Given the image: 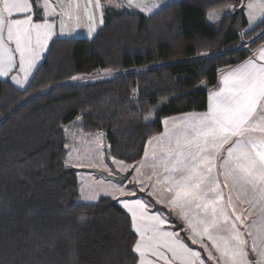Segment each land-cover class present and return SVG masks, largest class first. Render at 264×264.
<instances>
[{
    "label": "trees",
    "instance_id": "obj_1",
    "mask_svg": "<svg viewBox=\"0 0 264 264\" xmlns=\"http://www.w3.org/2000/svg\"><path fill=\"white\" fill-rule=\"evenodd\" d=\"M243 2L108 9L91 37L53 39L24 88L0 79V264H137L129 214L112 198L80 201L64 127L79 119L110 158L135 165L165 119L204 112L219 73L264 42V18L244 32Z\"/></svg>",
    "mask_w": 264,
    "mask_h": 264
},
{
    "label": "crops",
    "instance_id": "obj_2",
    "mask_svg": "<svg viewBox=\"0 0 264 264\" xmlns=\"http://www.w3.org/2000/svg\"><path fill=\"white\" fill-rule=\"evenodd\" d=\"M176 1L178 0H132L133 4H139L140 7H129V0H66L64 9L71 23L70 29L73 31L72 35H76L77 23H81L80 30L86 27V30L89 31L91 30L90 25L95 26L94 29L97 30L101 25L103 13L108 9H133L150 15L159 9V7L167 6V4ZM153 4L156 6L153 7ZM259 5L263 7L264 0H261ZM243 8L248 27L251 25L249 23V16L246 13L248 7H245L244 4ZM258 9L260 12V8ZM83 11L85 13L84 18L82 17L83 19L80 18V21H78L76 15H79V12L83 13ZM144 11H150L148 12L150 14ZM263 18L264 16L260 20ZM0 19L5 21L3 24H0V79H8L15 87L22 89L28 84L39 62L43 60L49 43L53 39L60 38L58 36L59 30H55L54 34L50 19L40 18L36 15L35 11L23 14L17 13L15 10L11 12L5 11L4 0H0ZM13 19L21 21L30 20L31 22L21 23L18 27H13L12 36L9 38L8 26L7 36H5L4 31L7 22ZM65 27L64 25L63 29ZM85 37L89 38L90 32ZM18 42L19 50L17 49ZM21 52H23V57H21ZM262 52H264V42L255 49L249 58L219 73L216 88L208 93L207 107L204 112L171 116L173 119L172 125L168 123L169 120L167 119L169 118L163 121L164 126L162 131L158 136L154 137L158 139V145L165 141L175 142V135H173L175 122L178 126H185L176 129L177 138L180 137L178 143H183V149H179L186 153L182 156L181 164H174V168H183L188 165L190 154H194L196 151V145L189 144V141L193 139L192 125L199 118L212 112L218 94L221 96L232 95L235 91L236 82L246 71L264 68V55L260 54ZM17 71H19L18 74ZM257 111L259 112V109ZM247 135H250L257 144L264 141V133L259 131L248 133ZM235 139L236 137H231L229 142L225 143L219 150L212 149L211 147L208 148L210 151L208 152L207 150L206 154L215 157V167L210 174H207L201 184V191L204 194L198 199H191L194 202L195 210L187 218V222H184V227L186 228L184 230L189 235H195L194 238L197 240V234L193 233L197 228L194 226V223H191L193 221L192 216L204 215L209 210V214L212 216L216 215L218 219L224 221V224L228 225L229 229L232 230L234 238L238 241L239 248L250 254L249 264H251V258H255L257 264H264V256L261 255L264 253V184L258 183L255 188L251 184H243L241 186L232 177L226 178L223 174L227 170L224 167V161L228 158L225 150L231 146L232 140ZM200 143L202 144L203 140ZM174 146H176V149L178 148L177 144ZM134 171L135 167H133ZM135 195L116 199V201L129 214L132 228L137 235V242L135 244V252L138 257L137 264L213 263L209 260L205 261L201 251L192 245H187L185 240L179 237L176 231H173V228H169L170 223L174 225L178 223L176 219L173 222H169L170 220L166 219L159 212L151 211L147 203L143 199L136 198ZM237 217L240 219H237ZM212 224L213 222H211ZM202 225L203 222L201 223ZM211 225H204L203 236L210 228L215 229ZM203 238L204 240H208L207 236ZM203 238L200 235V240ZM142 242L147 243V248L146 243L141 247ZM138 246L139 251L136 250ZM141 249H144V251ZM179 256L183 257L182 262L179 261ZM237 264H244V258L240 255L237 258Z\"/></svg>",
    "mask_w": 264,
    "mask_h": 264
},
{
    "label": "rangeland",
    "instance_id": "obj_3",
    "mask_svg": "<svg viewBox=\"0 0 264 264\" xmlns=\"http://www.w3.org/2000/svg\"><path fill=\"white\" fill-rule=\"evenodd\" d=\"M260 1L261 0H245V3L243 2L245 7H248L246 13L249 16V23L251 24L244 30V32L249 31V29L255 26L257 21H260V18L264 16V6L261 7V5H259ZM38 2L41 6V12L38 16L40 18L44 17L50 19L54 34L55 30H59V37L82 38L87 36L89 32L90 37L94 34L93 32L96 30L94 29L95 26L90 25L91 30L89 31L86 30V27L85 29L80 30L79 27L81 23H77V34L72 35L73 31L70 29L71 23L64 9L66 0H38ZM257 7L260 8V12ZM230 9L231 7H225L213 10V12L208 14L207 21L211 24L217 22L222 18L225 12ZM144 12L150 14L148 13L150 11ZM84 15V11L83 13L79 12V15H76L78 21H80V18H84ZM64 25L66 27L63 29ZM7 26L8 22L4 31L5 36H7ZM41 62L42 60L39 64ZM18 73L19 71H17V74ZM104 76H106V74L97 75L98 78ZM84 79L85 78H78L75 81L82 82ZM201 87L204 88L205 84H202ZM167 120H169L168 123L170 125L173 124L172 118ZM79 121V119H76L74 122L67 124L64 127V132L66 136L65 147L67 149L65 165L67 168L71 170L75 169L76 171L75 174L79 182V195L81 202L93 203L100 197H108L116 200L143 192L146 194V197L153 202L144 200L149 209L153 211L152 208L155 206L157 209L156 212H159L162 216H165L166 219H169V222H173L176 219L178 223H176V225L170 223L169 228L172 229L173 226L177 227V225H180L176 230L177 235L183 238L187 245H192L201 251L205 261L209 260L213 262V264H237L238 254H235L233 249L236 246H239L238 241L234 238L232 230L229 229L228 225L224 224V221L218 219L216 215L212 216L209 214V210L205 213L207 215H193V221L191 223H194V226L197 228L193 232L197 234V241L196 238H194L195 235H189V233L184 230L186 229L184 227V222H187V218H189L191 213L195 210V206L193 205L194 202L191 201L190 197L182 195L180 200L175 204L172 203L171 198L177 191H180V186L175 179L178 176V173L173 171L174 164L180 165L181 160L183 159L182 156L186 153L181 151L183 149V143H178L180 137L177 138L178 134L176 129L183 128L185 127L184 125L178 126L175 122L173 130L175 142L165 141L158 145L157 138L150 139V142H147L144 155L135 165H127L126 163L110 158L109 156L115 169L120 172H125L129 168L135 167V171L132 173L128 181L123 185H119L112 181L97 177L95 174L87 171L88 169H96L109 172L110 169L105 160L102 136L100 134L94 135L82 133L78 130L77 126ZM176 144L178 146L177 149L176 146H174ZM179 148H181V150ZM209 151L210 150H208V152ZM202 222L203 225L201 226ZM211 222H213L212 225ZM205 224L211 225L215 229L210 228V230L206 231L203 236L202 234ZM200 235L202 238L207 236L208 240H204V238L200 240ZM145 243L142 242L141 247H143V244ZM141 250L144 251V249ZM210 254L211 258H209ZM250 257L251 256L248 253V258L250 259ZM182 258V256H179V261H181ZM238 262H240V260H238ZM176 264L181 263L177 262Z\"/></svg>",
    "mask_w": 264,
    "mask_h": 264
},
{
    "label": "snow or ice",
    "instance_id": "obj_4",
    "mask_svg": "<svg viewBox=\"0 0 264 264\" xmlns=\"http://www.w3.org/2000/svg\"><path fill=\"white\" fill-rule=\"evenodd\" d=\"M129 7L140 5L129 0ZM4 8L5 11L15 10L21 14L35 11L36 15H39L41 12L38 0H4ZM4 22L0 19V24ZM30 22L19 19L8 21L9 38L12 36L13 27ZM17 49L19 50V42ZM260 54L264 55V52ZM256 131L264 133V68L246 71L236 82L234 93L228 96L218 94L212 112L192 125L193 139L189 144H195L196 151L190 154L188 165L173 169L178 173L175 179L180 191L171 198L172 203L175 204L182 195L195 200L204 194L201 184L215 167V157L206 154L207 150L209 147L219 150L231 137L236 139L232 140L231 146L225 150L228 157L224 161V167L227 169L223 173L225 177H232L241 186L251 184L255 188L258 183L264 184V141L257 144L247 135ZM136 250L139 251V246ZM233 251L244 258V264H249L248 254L243 249L236 246ZM261 255L264 256V253ZM251 264H257L255 258H251Z\"/></svg>",
    "mask_w": 264,
    "mask_h": 264
},
{
    "label": "water",
    "instance_id": "obj_5",
    "mask_svg": "<svg viewBox=\"0 0 264 264\" xmlns=\"http://www.w3.org/2000/svg\"><path fill=\"white\" fill-rule=\"evenodd\" d=\"M104 151H105V160H106V163L110 171L104 172V171H100L96 169H88L87 171L95 174L97 177H101L105 180L112 181L116 184H119V185L125 184L133 173V167L129 168L125 172L118 171L117 169H115L113 163L111 162L109 158L108 149H107V145L105 144V142H104ZM177 227H180V225H177Z\"/></svg>",
    "mask_w": 264,
    "mask_h": 264
}]
</instances>
